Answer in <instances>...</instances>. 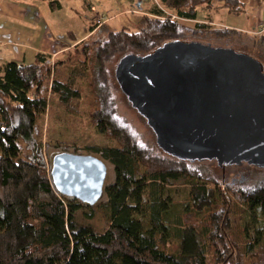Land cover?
<instances>
[{"label":"trees","instance_id":"1","mask_svg":"<svg viewBox=\"0 0 264 264\" xmlns=\"http://www.w3.org/2000/svg\"><path fill=\"white\" fill-rule=\"evenodd\" d=\"M43 1L52 11L61 9L59 0ZM158 3L163 10L139 16L138 32H114L107 21L94 20L91 35L61 57L39 53L31 64L9 62L0 68V264H264V168L255 167L252 177L231 187L216 181L209 165L164 153L148 125L150 132L138 130L122 110L119 93L131 105L115 73L124 56H146L175 41L232 42V49L260 63L264 72V35L188 26L171 18L195 21L199 8L215 3L239 17L247 13L242 0ZM81 81L93 95L92 122L118 146L91 150L114 166L116 176L105 188L109 218L103 233L83 225L79 206L56 191L39 127L53 99L64 107L81 100ZM176 181L194 182L189 198L195 212L209 210L206 222L188 214L187 225H163L165 190ZM146 198L147 225L138 217ZM242 206L251 216L245 234L252 237L245 247L238 241ZM169 238L176 242L173 252L165 249Z\"/></svg>","mask_w":264,"mask_h":264},{"label":"water","instance_id":"2","mask_svg":"<svg viewBox=\"0 0 264 264\" xmlns=\"http://www.w3.org/2000/svg\"><path fill=\"white\" fill-rule=\"evenodd\" d=\"M115 73L164 153L220 168H264L260 63L212 44L175 41L146 56H124ZM106 176L105 162L91 155L62 152L52 159L56 191L90 207L101 200Z\"/></svg>","mask_w":264,"mask_h":264},{"label":"rangeland","instance_id":"3","mask_svg":"<svg viewBox=\"0 0 264 264\" xmlns=\"http://www.w3.org/2000/svg\"><path fill=\"white\" fill-rule=\"evenodd\" d=\"M12 2H23L30 10L36 14L35 20L41 23L42 37L31 38L29 46L31 49H40L41 47L49 45V40L53 41L56 49L66 47L69 43L67 33L72 32L77 38L85 33V29L90 26L91 20H107L111 31L118 32L124 28H128L132 32H138L139 16L130 13H124L116 16L117 12L107 14L105 4L102 0H89L93 5V10L85 9L83 2L78 3H64L66 6L63 11L52 12L48 1L43 0H10ZM152 5H156L155 0H150ZM71 5V6H70ZM157 6V5H156ZM186 22V21H185ZM25 27L26 32L33 29L32 23H24L20 25ZM45 31V32H43ZM21 33L14 30L13 33L0 34L1 39H11V41H20ZM26 36V33L24 34ZM27 41V40H25ZM13 43V42H12ZM204 43V42H201ZM213 46L221 49L234 50L232 42H213ZM15 44L2 46L0 48V58L4 62H10L8 57L16 52H20ZM236 51V50H234ZM236 52L239 53L237 50ZM33 58V57H32ZM33 60V59H32ZM29 63V62H27ZM31 63V62H30ZM116 65L111 67V71L115 70ZM82 88V98L77 103L74 102L69 107H64L56 103L53 99L50 110L45 116L43 122L40 124L42 132L41 140L44 144V153L47 164L51 166L52 159L56 154L62 152L75 153L78 155H91L105 162L107 166V176L105 180V187L110 186L116 181L114 166L102 159V157L91 150L95 147H118L117 143L106 137L101 133L96 124L91 120V113L94 111L93 95L86 82L80 83ZM119 98L122 102V110L127 114L130 121L136 128L142 132H150L146 122L141 118L132 108L127 104L125 98L119 93ZM209 165L212 170L213 177L218 182H223L226 185L233 187L246 179L252 177L257 168L249 165H242L238 167L220 168L216 163H204ZM225 170V171H224ZM193 181H176L165 190L168 204L167 212L162 214V223L170 228H175L178 225H184L188 214H192L196 222H206V215L208 211L197 213L192 208V202L189 198V190ZM108 197L104 189L101 200L95 206H87L74 200V204L78 205L80 211L78 219L83 225L91 226L95 232L103 233L108 227L109 210L107 207ZM141 214L138 216L146 225L150 220V203L146 198ZM242 216L241 227L239 230L240 238L238 239L242 247H245L250 242L252 235L245 234V228L250 227L251 216L246 207L242 206L238 210ZM89 214L93 217L89 218ZM187 225V224H186ZM253 232L250 229L251 233ZM168 252H173L176 249V242L169 238V243L165 248ZM261 249L256 247V251Z\"/></svg>","mask_w":264,"mask_h":264},{"label":"crops","instance_id":"4","mask_svg":"<svg viewBox=\"0 0 264 264\" xmlns=\"http://www.w3.org/2000/svg\"><path fill=\"white\" fill-rule=\"evenodd\" d=\"M61 3V9L58 12L63 11L66 6L64 3H73L76 1L83 2L85 9L93 10V5L89 3V0H59ZM105 4L107 14L116 11L119 16L124 13H130L135 15H152V10L159 8L163 10L162 6L159 5L158 0L156 5H152L150 0H102ZM242 3L246 5L247 13L242 16H234L229 14L225 9H219L218 4H213V7L199 8L197 20H184L180 23L188 26H194L197 23L209 24L214 28H227L236 30L242 33L250 34L258 29L259 24L264 20V0H242ZM71 6V5H70ZM52 11V10H51ZM57 12V11H52ZM36 14L33 10H30L23 2H12L10 0H0V34L13 33L14 30L20 32V41H11V39L0 38V48L2 46H8L9 44H15L18 48H21L20 52L11 54L7 60L18 64H31L33 63L37 54H47L52 58L61 57L63 52L68 51L70 48L75 47L82 41L87 39L91 34L89 33L88 26L85 29V33L77 38L72 32L67 33V39L70 44L66 47L56 49L53 41L49 40V45L41 47L40 49H31L29 42L31 38L42 37V26L41 23L35 20ZM94 20H91V23ZM186 21V22H185ZM32 23L34 26L32 30L26 32L25 27H21V24ZM91 25V24H90ZM45 32V31H43ZM26 33V36L24 34ZM27 40V41H25ZM13 42V43H12ZM33 57V58H32ZM33 59V60H32ZM29 62V63H27ZM31 62V63H30ZM9 62H4L0 58V68Z\"/></svg>","mask_w":264,"mask_h":264},{"label":"built area","instance_id":"5","mask_svg":"<svg viewBox=\"0 0 264 264\" xmlns=\"http://www.w3.org/2000/svg\"><path fill=\"white\" fill-rule=\"evenodd\" d=\"M172 20H176L179 22L184 21V19H180L175 15H171ZM104 21H107L106 19ZM251 36L253 37H261L264 35V20L259 24V27L256 31L250 33Z\"/></svg>","mask_w":264,"mask_h":264},{"label":"flooded vegetation","instance_id":"6","mask_svg":"<svg viewBox=\"0 0 264 264\" xmlns=\"http://www.w3.org/2000/svg\"><path fill=\"white\" fill-rule=\"evenodd\" d=\"M227 169H228V168H226L225 170H227ZM225 170H224V171H225Z\"/></svg>","mask_w":264,"mask_h":264}]
</instances>
